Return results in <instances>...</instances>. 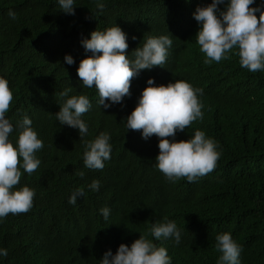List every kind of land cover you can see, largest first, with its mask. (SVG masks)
<instances>
[{
    "label": "trees",
    "instance_id": "obj_1",
    "mask_svg": "<svg viewBox=\"0 0 264 264\" xmlns=\"http://www.w3.org/2000/svg\"><path fill=\"white\" fill-rule=\"evenodd\" d=\"M99 2L102 11L97 0H74L75 15H69L58 0H0V77L13 92L6 113L14 128L10 140L15 145L17 122L27 115L44 144L36 153L39 168L31 175L21 168L17 186L35 190L32 209L0 220V248L8 252L0 264H99L105 252L115 255L120 244L131 246L140 235L165 247L171 264H217L215 237L225 232L243 248L240 264H264V71L242 68L233 53L231 59L204 63L193 14L212 0ZM261 4L264 0H255L251 7ZM10 10L16 20L9 18ZM114 25L128 36L130 59L145 34L172 35L173 43L163 68L142 70L131 81V96L104 109L96 89L82 86L77 68L91 55L81 41ZM150 78L157 86L179 79L203 89V119L178 132L176 140H188L199 129L218 143L221 155L215 169L195 182L167 181L156 167L158 138L144 140L126 127ZM68 87L70 96L87 95L92 104L82 116L88 126L83 140L101 132L111 137L103 170L84 166L79 130L56 119L63 103L59 93ZM93 180L100 181L98 191L88 187ZM81 187L84 195L70 204ZM104 207L110 209L107 219L100 212ZM164 217L181 231L178 245L150 235L152 224Z\"/></svg>",
    "mask_w": 264,
    "mask_h": 264
},
{
    "label": "clouds",
    "instance_id": "obj_2",
    "mask_svg": "<svg viewBox=\"0 0 264 264\" xmlns=\"http://www.w3.org/2000/svg\"><path fill=\"white\" fill-rule=\"evenodd\" d=\"M255 0H212L210 4L197 7L193 16L199 25L195 38L200 51L205 55L204 63L220 62L231 59L229 53L239 57L242 68L250 72L264 71V4L251 7ZM60 9L69 15H75L74 0H58ZM226 4L221 11L218 6ZM97 9L103 10L104 4L97 0ZM259 13V17H257ZM12 20L17 19L14 11H9ZM136 40V37H132ZM128 36L117 25L106 30H95L90 39L81 41L85 53H91L82 59L77 75L84 88H95L99 94V105L108 109L123 104L130 97L133 78L142 70L161 67L167 61L171 48L172 35H144L143 43L128 55ZM68 65L74 60L64 57ZM72 87L59 95L63 100L60 110L55 114L60 125L78 129L81 140L88 132L82 116L92 104L87 95H69ZM203 89L195 88L184 80H175L167 85L157 86L154 79L147 80L137 106L125 118L128 130L139 131L142 138L148 140L155 135L158 138L159 154L155 157L156 167L167 181L176 182L186 178L189 183L211 173L220 158L218 143L208 138L204 131L197 129L188 140H176L178 132H184L194 121L203 119V104L199 97ZM13 101V92L8 81L0 77V220L9 214L18 215L29 212L33 207L35 190L17 187L22 177L21 168L31 175L40 166L36 153L44 147L43 141L32 127L31 119L25 115L17 122L18 137L15 145L10 140L14 128L6 113ZM109 101L110 103H106ZM108 132H101L94 140H83L84 166L91 170H103L104 161L111 158L112 146ZM83 178L85 173L79 172ZM88 187L98 191L99 180H93ZM84 195L83 187L77 188L69 203L75 205ZM100 212L105 219L110 214L107 207ZM150 235L156 241L174 239L181 242V231L175 221L164 217L162 222H154ZM216 250L221 253L217 264H240L242 246L225 232L215 237ZM6 249L0 248V256L6 257ZM99 264H171L167 249L158 246L145 235L132 242L131 246L120 244L115 255L108 250Z\"/></svg>",
    "mask_w": 264,
    "mask_h": 264
}]
</instances>
